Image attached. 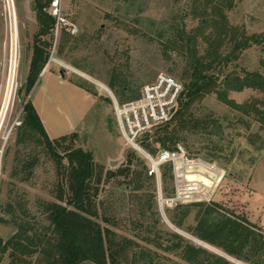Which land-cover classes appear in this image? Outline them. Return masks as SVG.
Wrapping results in <instances>:
<instances>
[{"label": "rangeland", "instance_id": "374dc122", "mask_svg": "<svg viewBox=\"0 0 264 264\" xmlns=\"http://www.w3.org/2000/svg\"><path fill=\"white\" fill-rule=\"evenodd\" d=\"M191 2L61 0L67 25L60 28L58 36L54 31L50 64L24 102L25 94L20 90L29 75L39 25L32 0H9V5L8 0H0V218L10 220L6 206L11 202L16 207L21 201L27 204L30 221L42 224L45 220L41 204L54 200L55 164L42 153L31 181L21 182L13 176L18 169L16 157L29 153L16 145V134L24 105L31 99L51 139L76 134V147L91 152L105 174L130 169L134 177L139 175L138 189L134 185L127 186V177L120 173L104 181L98 199L100 215L116 221V226L110 227L120 236L137 241L139 250L149 251L154 264H189L178 253L145 240L148 236L154 238L157 231L164 245L173 240L169 232L174 231L232 264H251L177 228L169 216L177 205H214L224 214L247 224L250 222L264 235V120L251 111L254 105L264 111V94L253 89L229 94L236 104H248L249 109L252 108L248 114L220 102L215 94L197 104L196 114L211 117L217 125H211V132L186 134L178 151L173 152L184 156V161L177 166L173 179H164L163 165L155 172L147 155L158 161L162 150L152 156L143 147V152L138 151L127 142L107 90H111L108 82L113 68H117L134 89L154 83L162 74L174 77L171 69L178 75L182 72L185 57L170 51L171 59L167 60L159 33L169 29L174 20L179 25L185 21L187 29L197 26L198 22L186 16ZM9 6L13 41L16 39L18 44L17 72L13 79H10ZM47 11L50 13V8ZM228 15L232 25L241 27L249 35L264 34V0H237ZM231 70L242 75L243 70L264 75V45H255L243 52L231 65ZM77 80L92 84L94 94L78 86ZM115 97L118 100L119 97ZM133 152L137 155L130 163L128 156ZM187 177L199 184L192 185L185 180ZM164 189L174 190V197L165 198ZM177 193L180 199L174 200ZM190 209L184 229L197 224L195 217L199 208ZM155 224L154 232L149 234L144 226ZM15 232V227L0 222V237L7 240ZM9 263L6 256L0 264ZM81 264L95 263L84 261Z\"/></svg>", "mask_w": 264, "mask_h": 264}, {"label": "trees", "instance_id": "16d2710c", "mask_svg": "<svg viewBox=\"0 0 264 264\" xmlns=\"http://www.w3.org/2000/svg\"><path fill=\"white\" fill-rule=\"evenodd\" d=\"M51 2L32 0L39 30L35 36L29 75L20 90V93L25 94L24 102L50 59L56 28L55 17L47 11ZM236 2L192 0L186 16L198 22L197 26L187 29L185 21L179 25L174 20L169 29L159 33L167 60L171 59V52H179L185 57V66L179 75L175 69H171L174 77L183 82L185 93L171 119L141 139L142 147L152 156L161 150L178 151V145L184 142L186 134L211 132V125H217V121L211 117H200L195 112V106L206 97L215 94L220 102L248 114L252 108L249 109L248 104H236L229 94L246 89L264 94L263 74L243 70L242 75L236 70L229 71L243 52L255 45H264V34L249 35L241 27L231 24L228 13L236 6ZM75 82L94 94L92 84L86 80ZM108 86L119 97L120 103L137 99L141 94V89L131 87L117 68L111 70ZM251 111L260 114L264 120V111L261 112L257 105ZM76 140V134L51 139L31 99L25 103L21 124L17 127L16 145L26 148L29 153L24 157H16L18 169L13 176L21 182L31 181L43 154V157L54 162L56 168L54 200L42 202L41 212L45 220L42 224L30 221L31 213L27 204L19 201L16 207L11 202L6 206L11 218H0V222L12 225L16 232L7 240L0 237V263L7 256L9 264H81L84 261L95 264H154L149 251L139 250L137 241L120 236L110 227L116 226V221L112 222L107 215H100L98 199L104 181L120 173L127 177V186L134 185L138 189L139 175L134 177L130 169L108 171L105 174L104 169L95 163L91 152L76 147ZM136 155L133 152L128 156L130 163ZM183 161L182 156L178 157L176 166ZM161 165L163 178L173 179V163ZM185 180L192 185L199 184L188 177ZM163 196L174 197V190L164 189ZM191 207L199 208L195 217L197 224L184 229ZM169 219L177 228L238 260L264 264V235L250 222L247 224L237 217L220 212L214 205L203 203L177 205ZM137 226L143 227L140 224ZM144 227L151 234L156 224ZM169 234L173 240L167 245L162 242L158 231L154 238L148 236L145 240L168 252L178 253L189 264H232L206 248L195 246L178 232L170 231Z\"/></svg>", "mask_w": 264, "mask_h": 264}, {"label": "built area", "instance_id": "2783aa9c", "mask_svg": "<svg viewBox=\"0 0 264 264\" xmlns=\"http://www.w3.org/2000/svg\"><path fill=\"white\" fill-rule=\"evenodd\" d=\"M9 10L11 27V77L13 57V73L15 76V73L17 72L18 44L16 39L15 42L13 41L10 6ZM50 13L56 19L55 30L56 36H58L60 28L64 25H67V22L62 15L61 0H52L50 5ZM107 90L114 101L115 113L123 137L132 147L142 152L143 148L142 145H140L141 139L145 135L152 133V131L156 127L167 123L171 119L172 114L177 109L179 102L185 93L184 84L174 77L166 74L160 75L154 83L145 85L141 89L139 98L127 101L125 103H120L115 97L114 93L108 88ZM147 155L154 165L155 172L159 171V166L161 164L172 162L174 167V174L177 170V158L182 156L175 155V153L173 152L163 150L161 151L158 161H154V159H152L149 154ZM182 157L184 158V156ZM179 199V194L177 193V198L174 200Z\"/></svg>", "mask_w": 264, "mask_h": 264}, {"label": "bare ground", "instance_id": "6f19581e", "mask_svg": "<svg viewBox=\"0 0 264 264\" xmlns=\"http://www.w3.org/2000/svg\"><path fill=\"white\" fill-rule=\"evenodd\" d=\"M11 20H12V16H11ZM12 27H13V23H12ZM15 53V52H14ZM13 67H14V57H13V62H12V72H11V77L10 79H13L14 78V73H13ZM105 87V86H104ZM106 88V87H105Z\"/></svg>", "mask_w": 264, "mask_h": 264}, {"label": "water", "instance_id": "95a60500", "mask_svg": "<svg viewBox=\"0 0 264 264\" xmlns=\"http://www.w3.org/2000/svg\"><path fill=\"white\" fill-rule=\"evenodd\" d=\"M48 66V65H47ZM47 68V67H46ZM46 68L43 70L42 74L44 73V71L46 70ZM41 77V76H40Z\"/></svg>", "mask_w": 264, "mask_h": 264}]
</instances>
